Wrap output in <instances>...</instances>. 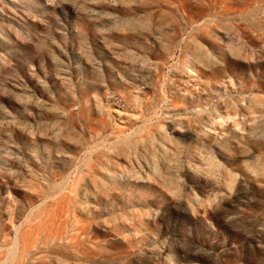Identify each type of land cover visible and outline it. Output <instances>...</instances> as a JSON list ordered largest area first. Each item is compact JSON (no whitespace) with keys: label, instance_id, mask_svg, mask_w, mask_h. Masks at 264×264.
Instances as JSON below:
<instances>
[{"label":"rangeland","instance_id":"rangeland-1","mask_svg":"<svg viewBox=\"0 0 264 264\" xmlns=\"http://www.w3.org/2000/svg\"><path fill=\"white\" fill-rule=\"evenodd\" d=\"M0 264H264V0H0Z\"/></svg>","mask_w":264,"mask_h":264}]
</instances>
